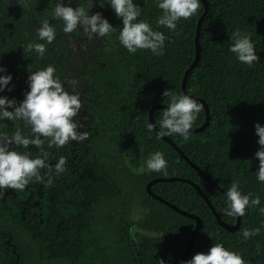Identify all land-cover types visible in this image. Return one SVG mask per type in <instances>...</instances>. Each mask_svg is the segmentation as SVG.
Instances as JSON below:
<instances>
[{
	"label": "trees",
	"instance_id": "1",
	"mask_svg": "<svg viewBox=\"0 0 264 264\" xmlns=\"http://www.w3.org/2000/svg\"><path fill=\"white\" fill-rule=\"evenodd\" d=\"M206 1L208 9L199 33L200 58L187 77L186 89L204 99L210 121L203 130L190 132L188 141L179 134L167 137L224 190L238 182L242 195L259 196L260 205L248 208L239 228L230 232L217 222L191 184L161 181L151 190L203 221L182 264L197 253L206 254L216 243L241 255L245 264H264V214L259 211L264 208V182L257 180L255 153L260 145L254 128L256 123L264 126V0ZM57 2L0 0V67L5 68L0 76H12L7 86L12 90L0 91V97L15 99L18 105L29 91L31 72L52 65L65 90L79 93L83 107L74 120L84 125L79 131L89 135L83 142L60 148H48L45 141L43 150L50 154V165L62 156L67 160L66 171L58 175L53 171L50 184L42 170L43 183L32 182L21 193L13 190L7 197L0 193V264H159L161 260L178 264L195 220L150 196L146 191L149 181L188 178L206 194L223 221L236 222L235 216L222 211L227 206L226 194L147 127L150 108L168 105L162 95L165 90L185 95L182 79L195 57L203 3L196 15L178 21L173 32L157 26L163 15L156 6L158 0H133L141 10L136 22L146 21L167 37L163 55L158 56L150 50L130 54L120 44L122 20L108 0L103 8L93 0L89 15L100 12L114 31L92 39L79 27L69 34L63 32V21L52 14ZM61 2L72 8L87 6V0ZM44 20L55 29V39L46 44L42 57L34 51L24 52L28 43H45L37 32ZM237 29L250 36L259 57L251 67L229 50ZM70 80L75 84L70 85ZM163 110L153 111L158 129ZM205 118L203 106L192 127L201 126ZM17 127L25 134L30 132L21 121H0V131L8 134ZM13 148L30 151L33 158L40 152L33 145L27 150ZM157 151L167 161V175L147 170L146 160ZM27 194L32 195L31 207L22 216L10 201L18 196L28 198ZM32 200H36L34 206ZM255 228L260 233L244 240L242 229Z\"/></svg>",
	"mask_w": 264,
	"mask_h": 264
},
{
	"label": "clouds",
	"instance_id": "2",
	"mask_svg": "<svg viewBox=\"0 0 264 264\" xmlns=\"http://www.w3.org/2000/svg\"><path fill=\"white\" fill-rule=\"evenodd\" d=\"M105 3V0H98L101 8ZM107 3H110L116 17L122 20L119 42L130 54H135L137 50H150L153 55H163L167 37L162 32L153 30L146 21L136 22L141 15V10L133 3V0H108ZM93 6V0H87L86 7L77 6L76 8L65 6L61 0H58L52 14L63 21L65 34L72 33L79 27L89 39H92L94 35L96 37L110 36L114 27L103 18L100 12L89 15V10ZM156 6L163 10V15L157 19V26H165L168 30L175 32L178 21L188 20L196 15L201 8V3L200 0H158ZM37 32L39 40L45 43H28L24 52L34 51L42 57L46 51V44H51L55 39L56 31L48 20H44ZM232 39L234 44L229 50L235 54L240 63L251 67L259 62L249 35L237 29L232 33ZM4 71L5 68L0 67V72ZM55 72L52 65L31 72L28 76L29 91L25 93L24 100L18 105L15 99L0 97V121H21L26 128L30 129L28 134L19 127L12 134L0 131V189L23 191L32 182L43 183L45 176L41 174L42 170L50 184L53 171L57 175L66 171L67 160L62 156L54 166L50 165L48 163L50 154L43 150L45 141L48 148L53 146L60 148L70 142L79 143L88 138L87 131H79L84 125L74 120L83 107L80 95L75 90L71 94L66 91ZM11 80L10 74L0 76V91H4ZM68 83L74 85L75 81L70 80ZM7 90L12 89L7 88ZM162 95L168 98V106L163 110L157 132L158 138L179 134L184 141H188L190 130L202 111L203 104L188 95H178L170 90H165ZM8 108L13 110L8 111ZM147 127L149 131H152L155 126L149 123ZM254 128L255 134L259 137L257 143L260 145L255 153V158L259 160L257 180L264 182V126L256 123ZM30 145L40 150L35 158L30 151H17L13 148L15 146L27 150ZM146 167L150 172L168 174L167 161L164 154L159 151L146 160ZM143 171L142 168L141 172ZM251 197V193L242 195L239 183L233 182L226 192L227 206L222 211L229 217H243L248 208L255 209L260 205L259 196ZM259 211L264 214V208H259ZM260 231V228L242 229L243 239L248 240L258 235ZM257 252H259V245H257ZM159 264H164V261H159ZM185 264H245V261L241 255L225 249L221 243H216L206 254L197 253Z\"/></svg>",
	"mask_w": 264,
	"mask_h": 264
},
{
	"label": "water",
	"instance_id": "3",
	"mask_svg": "<svg viewBox=\"0 0 264 264\" xmlns=\"http://www.w3.org/2000/svg\"><path fill=\"white\" fill-rule=\"evenodd\" d=\"M203 3L204 6V12L202 13V15L200 16L199 20H198V24H197V29H196V34H195V57L194 60L192 61V63L190 64V66L185 70L184 75H183V79H182V92L185 95H188L190 98L197 100L198 102L202 103L205 109V114H206V118L204 123L199 126V127H192V129L190 130V132H198L203 130L210 121V115H209V107L207 105V103L204 101V99L200 98V97H195L191 94L188 93L187 89H186V81H187V77L190 73V71L196 66L199 58H200V48H199V33H200V26H201V22L207 12L208 9V4L206 0H200ZM168 105L166 104H156L153 105L150 110H149V121L150 123L154 124V130L156 131V133L159 131L158 127L156 126L154 120H153V111L155 109H166ZM163 139L168 142L170 145H172L177 152L197 171L200 173L201 176H203L206 180H208L211 184H213L218 190H220L221 192H223L224 194H226V190H224L220 185H218L217 183H215L209 176H207L201 169L200 167H198L196 165V163H194L193 161H191L181 150L180 148L177 146V144L170 139L169 137H163ZM161 181H181V182H187L189 184H191L197 191L198 193L204 198V200L206 201V203L208 204V206L211 208L214 216L217 219V222L226 230L233 232L236 231L239 226H240V222H241V217H236V222L235 224H228L225 221H223L220 216L218 215V213L216 212V210L214 209V206L212 205L211 201L209 200V198L206 196V194L201 190V188L194 183L192 180L188 179V178H184V177H157L152 179L151 181H149L146 185V191L147 193L154 197L155 199L159 200L160 202L166 204L167 206H169L170 208L174 209L175 211L190 217L192 219L195 220V227L191 233V236L188 240L186 249L184 251V254L182 256V258L179 260L178 264H182L186 257L188 256L190 249L192 247L193 241L196 237L197 232L201 229V227L203 226V221L202 219L193 214V213H189L183 209H180L179 207L175 206L174 204L168 202L167 200H165L164 198L156 195L152 190L151 187L153 184L157 183V182H161ZM2 192V189H0V193Z\"/></svg>",
	"mask_w": 264,
	"mask_h": 264
},
{
	"label": "flooded vegetation",
	"instance_id": "4",
	"mask_svg": "<svg viewBox=\"0 0 264 264\" xmlns=\"http://www.w3.org/2000/svg\"><path fill=\"white\" fill-rule=\"evenodd\" d=\"M27 187V186H26ZM25 187V188H26ZM2 193L4 195V197H7L9 195H11L13 193V190L12 189H2ZM15 193V192H14ZM18 193H21V191H18ZM17 193V194H18ZM23 194V193H22ZM20 196H23V195H20ZM32 195H29L27 194V197L28 198H25L24 196L21 197V199L19 198V196L17 198H15V202L10 201L12 202L11 205H14L15 209H18V212H21L22 216H24V213H28V210L30 209V197ZM25 198V199H24ZM3 199V198H2ZM10 199V198H9ZM29 203V204H28ZM36 203V200H32V205L34 206Z\"/></svg>",
	"mask_w": 264,
	"mask_h": 264
},
{
	"label": "rangeland",
	"instance_id": "5",
	"mask_svg": "<svg viewBox=\"0 0 264 264\" xmlns=\"http://www.w3.org/2000/svg\"><path fill=\"white\" fill-rule=\"evenodd\" d=\"M136 213H137V212L135 211V212L132 213V215L135 217Z\"/></svg>",
	"mask_w": 264,
	"mask_h": 264
}]
</instances>
